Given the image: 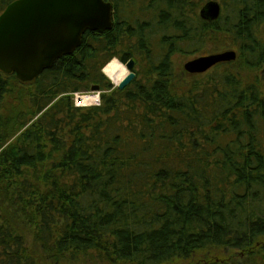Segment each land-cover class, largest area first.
Masks as SVG:
<instances>
[{"label": "trees", "instance_id": "obj_1", "mask_svg": "<svg viewBox=\"0 0 264 264\" xmlns=\"http://www.w3.org/2000/svg\"><path fill=\"white\" fill-rule=\"evenodd\" d=\"M109 1L38 77L0 70V264H264V0ZM114 58L140 65L123 89Z\"/></svg>", "mask_w": 264, "mask_h": 264}, {"label": "water", "instance_id": "obj_2", "mask_svg": "<svg viewBox=\"0 0 264 264\" xmlns=\"http://www.w3.org/2000/svg\"><path fill=\"white\" fill-rule=\"evenodd\" d=\"M113 13L109 0H14L0 14V70L15 73L23 82L33 80L57 59L72 54L87 31L110 30ZM220 13L217 1L208 2L200 10V15L210 20ZM236 57V50H226L198 56L184 67L187 72L202 73ZM125 65L128 73L117 83L120 89L136 76L134 58ZM91 90L100 91V86L94 85Z\"/></svg>", "mask_w": 264, "mask_h": 264}, {"label": "rangeland", "instance_id": "obj_3", "mask_svg": "<svg viewBox=\"0 0 264 264\" xmlns=\"http://www.w3.org/2000/svg\"><path fill=\"white\" fill-rule=\"evenodd\" d=\"M226 50H235L234 48H232V47H224V45H222V46H219L218 47V49L216 50V51H214V52H212V53H209V54H213V53H219V52H223V51H226ZM198 56H200V55H191V56H186V57H184V56H176L175 57V59H174V61H175V67H176V70L178 71V72H180L181 73V71H183V70H185V67H184V65H185V63L186 62H188L189 60H192V59H194V58H196V57H198ZM114 59H117V58H114ZM118 60V59H117ZM122 63V62H121ZM124 66H125V68H126V65H125V63H122ZM140 70V65L138 66V65H135V67H134V71H135V73L137 74V72ZM128 73V70H127V68H126V74ZM125 74V75H126ZM105 75H106V73H105ZM107 76V75H106ZM108 77V76H107ZM110 80H111V82L113 83V85L114 86H117V83H115L110 77H108ZM65 264V263H64Z\"/></svg>", "mask_w": 264, "mask_h": 264}, {"label": "built area", "instance_id": "obj_4", "mask_svg": "<svg viewBox=\"0 0 264 264\" xmlns=\"http://www.w3.org/2000/svg\"><path fill=\"white\" fill-rule=\"evenodd\" d=\"M74 101L77 106L100 105L101 92L92 90L87 92H77L75 93Z\"/></svg>", "mask_w": 264, "mask_h": 264}, {"label": "bare ground", "instance_id": "obj_5", "mask_svg": "<svg viewBox=\"0 0 264 264\" xmlns=\"http://www.w3.org/2000/svg\"><path fill=\"white\" fill-rule=\"evenodd\" d=\"M103 70L115 83H119L126 74L125 66L117 59L111 60Z\"/></svg>", "mask_w": 264, "mask_h": 264}]
</instances>
